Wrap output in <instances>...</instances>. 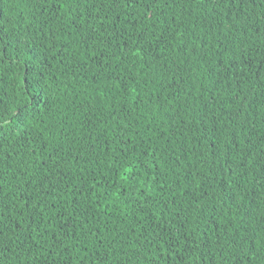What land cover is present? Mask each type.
Segmentation results:
<instances>
[{
  "label": "trees",
  "instance_id": "trees-1",
  "mask_svg": "<svg viewBox=\"0 0 264 264\" xmlns=\"http://www.w3.org/2000/svg\"><path fill=\"white\" fill-rule=\"evenodd\" d=\"M0 264H264V0H0Z\"/></svg>",
  "mask_w": 264,
  "mask_h": 264
}]
</instances>
